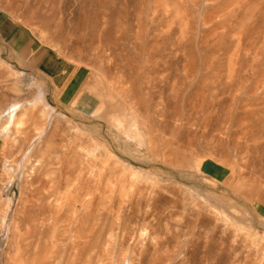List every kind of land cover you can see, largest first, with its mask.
I'll list each match as a JSON object with an SVG mask.
<instances>
[{"label":"rangeland","instance_id":"rangeland-1","mask_svg":"<svg viewBox=\"0 0 264 264\" xmlns=\"http://www.w3.org/2000/svg\"><path fill=\"white\" fill-rule=\"evenodd\" d=\"M0 264H264V0H0Z\"/></svg>","mask_w":264,"mask_h":264},{"label":"bare ground","instance_id":"bare-ground-1","mask_svg":"<svg viewBox=\"0 0 264 264\" xmlns=\"http://www.w3.org/2000/svg\"><path fill=\"white\" fill-rule=\"evenodd\" d=\"M46 106V108H47V110L51 113L53 110H54V108L53 107H51L49 104H47V105H45ZM113 107H115V106H113ZM111 110V109H110ZM120 110V109H119ZM96 110H94V112H95ZM114 111H115V109H114ZM111 112H113L112 110H111ZM111 112H109V113H107V111H102V110H97L96 111V115H98L99 117H101V118H103L104 120H107L108 122L110 121V123L112 122V123H114V124H112V125H115V122L117 123V121H115V119H113V117L111 116ZM118 112V111H117ZM122 113V112H121ZM121 113H120V115H121ZM116 114V113H115ZM32 115H34V116H37L34 112L32 113ZM117 117H119V115H117ZM122 117H123V113H122ZM124 118V117H123ZM122 120V119H121ZM121 120H120V122H121ZM127 121V120H126ZM17 122V124L19 125V126H21L22 124H23V120H19V121H16ZM119 122V121H118ZM126 123V122H125ZM129 123V122H128ZM123 124V123H122ZM119 126V125H118ZM124 126L125 127H127L125 124H124ZM120 127V126H119ZM121 128H122V126H121ZM124 130V129H123ZM123 130H122V132H123ZM33 183V182H32Z\"/></svg>","mask_w":264,"mask_h":264}]
</instances>
